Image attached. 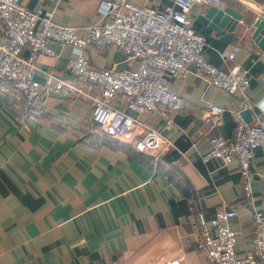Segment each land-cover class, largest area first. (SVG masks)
I'll return each mask as SVG.
<instances>
[{"label": "crops", "instance_id": "0c3cea01", "mask_svg": "<svg viewBox=\"0 0 264 264\" xmlns=\"http://www.w3.org/2000/svg\"><path fill=\"white\" fill-rule=\"evenodd\" d=\"M19 1L29 11L41 9L54 24L83 35L88 26L104 22L98 8L101 1L111 0ZM127 1L153 10L171 6L169 0ZM225 2L243 20L230 42L213 34L206 37L203 57L225 73L233 67L246 70V99L227 95L195 74L171 81L170 88L184 98L185 107L170 113L173 124L163 135L172 147L157 160L134 152L139 136L128 143L107 139L90 121L91 102L68 87L55 90L56 82L80 86L68 70L74 56L68 46L52 43L55 56L40 55L36 61L35 78L41 89H49L47 115L25 114L19 101L0 94V264H156L179 254L184 264H211L197 247L196 217L201 213L210 221L221 211L236 214L226 225L238 233V257L250 253L254 214L264 215V147L254 152L248 200L233 164L200 160L211 138L231 136L233 112L248 110L252 125L264 121V111L257 107H264L259 84L264 51L251 39L254 21L264 19V0ZM207 9H193V30L199 32L195 20ZM2 34L0 23V39ZM224 52L232 53L233 60H223ZM87 60L98 71L137 67V61L112 46H88ZM109 103L120 106V99ZM245 103L251 108L243 110ZM210 104L225 112L209 135L192 147L189 136ZM127 114L141 123L139 133L161 132L164 127L149 113Z\"/></svg>", "mask_w": 264, "mask_h": 264}, {"label": "built area", "instance_id": "2783aa9c", "mask_svg": "<svg viewBox=\"0 0 264 264\" xmlns=\"http://www.w3.org/2000/svg\"><path fill=\"white\" fill-rule=\"evenodd\" d=\"M172 5L153 10L127 0L101 1L98 12L104 22L90 25L83 35L73 28L54 24L51 15L41 9L29 11L19 0H0V94L20 102L25 114L47 115L46 98L49 89H41L35 78L36 61L40 55L54 57L52 43L68 46L74 56L68 61L69 72L80 86L56 82L55 90L64 87L92 104L90 121L107 139L128 143L134 140L136 154L157 160L172 144L163 133L172 127L170 113H179L185 100L170 88L171 81H180L191 74L203 77L215 89L246 99L249 89L247 71L233 67L223 72L207 63L203 52L206 39L190 26L189 17L195 7L205 10L226 8L225 0H169ZM98 49L112 46L128 59L137 61L133 70L98 71L87 60V47ZM27 54L22 56V51ZM223 60H233L232 53H221ZM264 89V77L259 80ZM120 99V106L112 107L110 101ZM261 111L260 104L257 105ZM248 103L243 110L249 109ZM137 115L149 113L159 118L164 127L161 132L151 129L139 133L142 127ZM225 110L210 104L201 123L189 136L192 147L207 137ZM233 130L229 138L215 136L209 140L210 148L200 160L206 164L219 161L224 167L235 166L241 179L244 197L252 195L254 173L251 164L254 152L264 147V121L252 125L244 120L240 111L233 112ZM233 211L218 212L207 221L203 214L196 217L199 227L197 247L211 264H264V215L255 213L251 251L238 257L237 232L226 225L235 217ZM214 229V233L211 232ZM153 248H158L156 245ZM181 254L156 264H184Z\"/></svg>", "mask_w": 264, "mask_h": 264}, {"label": "water", "instance_id": "95a60500", "mask_svg": "<svg viewBox=\"0 0 264 264\" xmlns=\"http://www.w3.org/2000/svg\"><path fill=\"white\" fill-rule=\"evenodd\" d=\"M245 1H257V0H245ZM243 20V15L233 11L230 8H224L223 10L209 7L203 14L199 15L195 22L201 27L199 33L206 37L213 34L215 38L221 41L230 42L235 28L238 23ZM253 32L251 34L252 41L257 47L264 51V19L256 18L253 25ZM242 117L248 123H250V112L244 111Z\"/></svg>", "mask_w": 264, "mask_h": 264}, {"label": "trees", "instance_id": "16d2710c", "mask_svg": "<svg viewBox=\"0 0 264 264\" xmlns=\"http://www.w3.org/2000/svg\"><path fill=\"white\" fill-rule=\"evenodd\" d=\"M171 5H172V3H171ZM207 43V42H206Z\"/></svg>", "mask_w": 264, "mask_h": 264}]
</instances>
